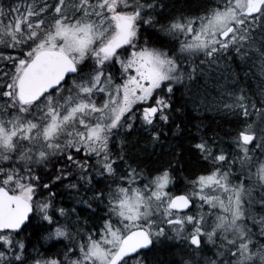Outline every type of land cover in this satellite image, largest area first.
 <instances>
[{"label": "snow or ice", "instance_id": "6c2138e0", "mask_svg": "<svg viewBox=\"0 0 264 264\" xmlns=\"http://www.w3.org/2000/svg\"><path fill=\"white\" fill-rule=\"evenodd\" d=\"M237 62L259 98L215 78ZM201 81L236 118L228 148L197 129L182 178L133 160L129 136L180 134L181 87L207 104ZM166 243L175 264H264V0H0V264H147Z\"/></svg>", "mask_w": 264, "mask_h": 264}, {"label": "trees", "instance_id": "16d2710c", "mask_svg": "<svg viewBox=\"0 0 264 264\" xmlns=\"http://www.w3.org/2000/svg\"><path fill=\"white\" fill-rule=\"evenodd\" d=\"M170 8L173 10H184L185 12H195L202 6L203 0H167ZM244 65L237 63H230L222 65L220 70L214 73V76L221 84H229L237 88H244L246 92L255 93L259 98L260 80L258 76H253L252 72ZM201 93L207 91V104H193L190 95L182 87L176 93V106L180 111L176 113V123L180 125L181 132L179 135H172L169 133L167 139L160 145L154 148L151 145L144 144L143 134H133L128 137L129 155L133 160H138L149 167L157 166L159 163H164L172 160L174 167H181L182 171L179 173L181 178L183 176H192L199 174L204 169V164L200 158L192 151L191 144L198 136L197 129L201 133L207 131L208 134L217 133L224 143L225 148H228V136L226 133L234 131L236 126V118L217 110L212 100L216 95V86L213 83L205 85L203 81L199 86ZM250 90V91H249ZM183 155L181 157V164L176 165L173 154L181 150ZM178 187L183 189V181L181 179ZM65 193L66 198L62 199L66 207L75 206L81 212V224L86 228L92 227V221L88 214L91 210L86 209L83 205H77L72 193L59 187L58 199L63 198ZM93 207H96L94 204ZM100 215L103 214V206L98 210ZM87 220V224L84 221ZM32 232L31 240L35 243L39 239L40 230L38 227L30 229ZM41 245L44 244L40 240ZM180 254L178 249H175L166 243L158 245L155 250L148 252L146 256L147 264H175L179 261Z\"/></svg>", "mask_w": 264, "mask_h": 264}, {"label": "rangeland", "instance_id": "374dc122", "mask_svg": "<svg viewBox=\"0 0 264 264\" xmlns=\"http://www.w3.org/2000/svg\"><path fill=\"white\" fill-rule=\"evenodd\" d=\"M179 87V86H178ZM64 198H66V196H65V193H64V196H63V198L62 199H64Z\"/></svg>", "mask_w": 264, "mask_h": 264}]
</instances>
